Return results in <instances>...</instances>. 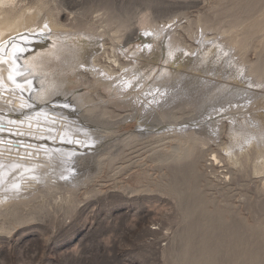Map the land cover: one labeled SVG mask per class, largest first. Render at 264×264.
Instances as JSON below:
<instances>
[{
  "label": "rangeland",
  "instance_id": "1",
  "mask_svg": "<svg viewBox=\"0 0 264 264\" xmlns=\"http://www.w3.org/2000/svg\"><path fill=\"white\" fill-rule=\"evenodd\" d=\"M42 2L40 17L63 26L27 54L50 90L40 101L70 97L112 149L65 165L84 171L79 183L5 199L0 264H264V173L254 172L264 160V0H14L12 7L31 16ZM151 29L155 46L144 43ZM140 68L148 79L128 92L123 84ZM106 69L113 78L103 77ZM159 88L169 97L148 121L164 135L141 134L146 96ZM252 142L244 176L233 159ZM172 155L185 158L167 162Z\"/></svg>",
  "mask_w": 264,
  "mask_h": 264
},
{
  "label": "bare ground",
  "instance_id": "2",
  "mask_svg": "<svg viewBox=\"0 0 264 264\" xmlns=\"http://www.w3.org/2000/svg\"><path fill=\"white\" fill-rule=\"evenodd\" d=\"M12 4H15L14 0H0V214L6 212L4 209L11 201L27 200L43 186L54 187L56 183L70 185L81 182L84 171L72 172L65 170V167L77 165L73 163L75 160L82 161L86 157L93 158V154L88 153L89 151H104L105 147L111 145L110 142L107 143L106 141L107 136L105 137L102 132L98 131L97 125H95V129H93V125V127L89 126V117L91 118L92 114L88 115L81 111L80 104L75 103L70 97H55L53 101L49 99V101H40L41 97L50 95V90L45 86L46 82L32 72L31 64L34 63L33 59L35 58L27 54L31 46L40 43L50 32L61 28L63 25L57 18L51 17L50 21H47L44 17H40L41 11L46 6L45 2H42L40 7L34 10L36 13H32L31 16L27 15L29 10L17 12L16 7H12ZM26 30L29 32L22 37L21 35L25 34ZM150 31L153 34V39H145L144 43L151 41L152 45L155 46L154 40L157 38L158 31L154 29ZM135 33L134 31L126 33V40H131ZM150 48L149 44L144 45V53ZM91 54L86 60L89 61L92 68L97 66L94 64L97 62V56H91ZM141 56H145V54L142 53ZM133 59L139 61L138 58ZM117 61L116 58L113 62ZM196 62L197 60L193 61L191 65L193 66ZM106 70L107 75L103 77L113 78L114 70ZM223 71L226 72V68H223ZM98 72H100L99 69ZM213 72L217 73V70L214 71L213 69ZM133 77L134 79H129L123 84L124 89L128 92L136 90L135 82L137 85L145 84L148 79V75L142 68ZM126 84L127 88H125ZM146 97L150 102H147V108L144 110L150 116H142L139 132L144 134L146 131H150L157 137L162 136L164 130H152L154 126L149 125L151 122L148 120L157 111L156 107L162 104L160 101L165 103L169 93L166 89L159 88L156 93L151 91ZM50 101L54 102V105H50L48 103ZM43 102L48 104H43ZM109 113L103 112V115ZM109 115L111 118L117 116ZM159 115L163 116L164 111ZM97 117L99 119L100 116ZM102 118L97 121L104 123ZM144 127L146 129H142ZM192 127L194 128V126ZM185 130L187 128L183 127L177 129L176 132L181 133ZM120 142H113L112 146H118ZM256 144V142H252L247 149L242 151L244 157L240 155L233 159V163L240 164L238 170L244 176H248L250 170L249 158L245 157L247 155L249 157L250 153L257 149L254 148ZM183 152L185 153V150ZM185 156L168 157L166 161L169 163L170 161H183ZM161 159L164 161V158ZM96 164L100 165L97 161ZM83 166L78 165V169ZM254 167L255 173H264V160L261 162V166L255 165ZM257 174L255 175L260 179L261 175ZM261 191L264 192V184ZM5 199H10V201L5 203Z\"/></svg>",
  "mask_w": 264,
  "mask_h": 264
}]
</instances>
